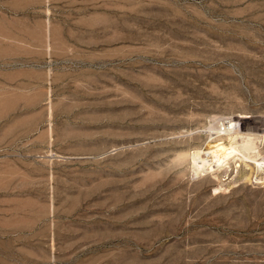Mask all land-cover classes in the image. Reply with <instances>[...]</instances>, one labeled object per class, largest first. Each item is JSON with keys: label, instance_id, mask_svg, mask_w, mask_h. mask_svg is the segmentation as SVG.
Returning a JSON list of instances; mask_svg holds the SVG:
<instances>
[{"label": "rangeland", "instance_id": "1", "mask_svg": "<svg viewBox=\"0 0 264 264\" xmlns=\"http://www.w3.org/2000/svg\"><path fill=\"white\" fill-rule=\"evenodd\" d=\"M224 117L264 133V0H0V264H264Z\"/></svg>", "mask_w": 264, "mask_h": 264}, {"label": "bare ground", "instance_id": "2", "mask_svg": "<svg viewBox=\"0 0 264 264\" xmlns=\"http://www.w3.org/2000/svg\"><path fill=\"white\" fill-rule=\"evenodd\" d=\"M220 119L219 128H214L217 129L219 135L225 134V137H221L222 140L215 144L208 142L204 147L195 150L192 153L195 167L199 171L205 172L207 169L211 171L224 170L233 162L237 168L242 164L249 165V162L262 166L264 159H259L258 153L255 151L259 147V143L263 142L264 133L245 132L242 128L237 127V119L232 117ZM244 177L248 178V174L243 173L241 178Z\"/></svg>", "mask_w": 264, "mask_h": 264}]
</instances>
